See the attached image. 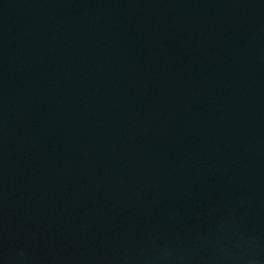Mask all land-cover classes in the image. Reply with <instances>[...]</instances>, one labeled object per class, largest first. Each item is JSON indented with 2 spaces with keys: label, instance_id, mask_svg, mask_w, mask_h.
Here are the masks:
<instances>
[{
  "label": "water",
  "instance_id": "obj_1",
  "mask_svg": "<svg viewBox=\"0 0 264 264\" xmlns=\"http://www.w3.org/2000/svg\"><path fill=\"white\" fill-rule=\"evenodd\" d=\"M0 264H264V0H0Z\"/></svg>",
  "mask_w": 264,
  "mask_h": 264
}]
</instances>
